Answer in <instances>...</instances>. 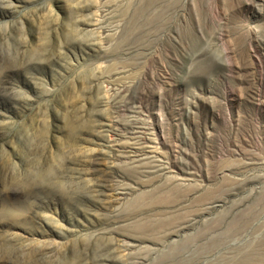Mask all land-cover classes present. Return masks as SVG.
<instances>
[{
  "label": "rangeland",
  "instance_id": "rangeland-1",
  "mask_svg": "<svg viewBox=\"0 0 264 264\" xmlns=\"http://www.w3.org/2000/svg\"><path fill=\"white\" fill-rule=\"evenodd\" d=\"M0 264H264V0H0Z\"/></svg>",
  "mask_w": 264,
  "mask_h": 264
},
{
  "label": "bare ground",
  "instance_id": "bare-ground-1",
  "mask_svg": "<svg viewBox=\"0 0 264 264\" xmlns=\"http://www.w3.org/2000/svg\"><path fill=\"white\" fill-rule=\"evenodd\" d=\"M173 192H174V191H173ZM176 192H177V191H176ZM174 193H175V192H174ZM207 196H208V195H207ZM207 196H206V197H207ZM149 198H151V196H149ZM152 199H153V198H151L150 200H152ZM199 199H200V196H199ZM201 199H202V198H201ZM204 199H205V198H204ZM206 199H207V198H206ZM206 199H205V200H206ZM148 200H149V199H148ZM197 200H198V199H197ZM144 201H145V200H144ZM202 201H204V200H202ZM206 201H207V200H206ZM148 202H149V201H148ZM150 202H152V201H150ZM153 202H154V200H153ZM198 203H199V202H198ZM147 204H149V203H147ZM150 205H151V204H150ZM141 208H142V207H141ZM166 218H168V217H166ZM160 219H161V218H160ZM160 219H158V220H160ZM164 219H165V218H164ZM164 219L162 218L161 221L164 220ZM167 220H168V219H167ZM146 221L148 222L149 220H145V222H146ZM168 221H169V220H168ZM145 222H143V223H145ZM149 222H150V221H149ZM153 222H155V221L153 220ZM170 222H171V221H170ZM150 224H152V223L150 222ZM153 224H154V223H153ZM156 224L158 225L159 222H157ZM156 224H154V225H152V226H150V227L148 226V227H149L150 229H153L154 227L157 226ZM170 224H171V223H170ZM143 225H144V224H143ZM145 225H147V223H145ZM148 225H149V224H148ZM164 225L167 226V224H164ZM237 225H238V224H237ZM158 226H159V225H158ZM144 227H147V226H144ZM148 227H147V228H148ZM163 228H164V226H163ZM185 244H186V243H185ZM176 246H178V245H176ZM179 248H180V247H179ZM175 249H176V248H175ZM175 249H174V250H175ZM259 249H260V248H259ZM171 254H173V253L171 252ZM168 255H169V253H168ZM172 256H173V255H172ZM172 256H171V257H172ZM169 258H170V257H169ZM244 259H245V258H244ZM244 259H243V260H244ZM239 260H240V259H239ZM245 260H246V259H245ZM249 260H251V259H249ZM249 260H248V262H249ZM250 262H251V261H250ZM244 263H245V262H244ZM246 263H247V262H246Z\"/></svg>",
  "mask_w": 264,
  "mask_h": 264
}]
</instances>
